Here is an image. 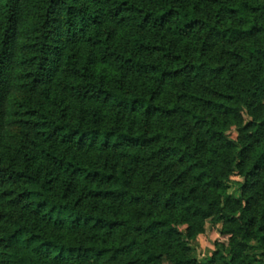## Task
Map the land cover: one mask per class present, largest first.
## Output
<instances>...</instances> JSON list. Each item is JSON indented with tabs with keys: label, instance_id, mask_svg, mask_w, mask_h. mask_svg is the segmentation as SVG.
I'll use <instances>...</instances> for the list:
<instances>
[{
	"label": "trees",
	"instance_id": "trees-1",
	"mask_svg": "<svg viewBox=\"0 0 264 264\" xmlns=\"http://www.w3.org/2000/svg\"><path fill=\"white\" fill-rule=\"evenodd\" d=\"M163 261L264 264V0H0V264Z\"/></svg>",
	"mask_w": 264,
	"mask_h": 264
},
{
	"label": "rangeland",
	"instance_id": "rangeland-1",
	"mask_svg": "<svg viewBox=\"0 0 264 264\" xmlns=\"http://www.w3.org/2000/svg\"><path fill=\"white\" fill-rule=\"evenodd\" d=\"M23 96V92L20 91L13 97L16 100L20 99ZM18 132V125L15 122H11L8 126V133L10 136ZM226 133L230 138H235L237 135L236 127L230 126L227 129ZM241 178L237 175H232L227 183V192L238 194L239 184ZM185 225L179 224L178 228L183 231ZM220 223L215 224L209 219L204 221L203 232L195 236L193 240L190 241L189 255L194 256L198 259L208 257L211 251L215 248H218L220 252L227 257L228 256V247L227 239L225 236H221L218 232ZM215 243V245H214ZM253 246L249 252H258V248L255 247V242H252ZM219 261H216L218 263ZM163 264H167L163 261Z\"/></svg>",
	"mask_w": 264,
	"mask_h": 264
},
{
	"label": "crops",
	"instance_id": "crops-1",
	"mask_svg": "<svg viewBox=\"0 0 264 264\" xmlns=\"http://www.w3.org/2000/svg\"><path fill=\"white\" fill-rule=\"evenodd\" d=\"M215 224H217V223H215Z\"/></svg>",
	"mask_w": 264,
	"mask_h": 264
}]
</instances>
